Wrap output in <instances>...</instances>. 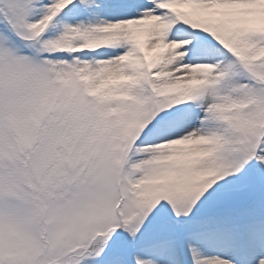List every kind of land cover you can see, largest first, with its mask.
<instances>
[{
	"label": "snow or ice",
	"instance_id": "snow-or-ice-1",
	"mask_svg": "<svg viewBox=\"0 0 264 264\" xmlns=\"http://www.w3.org/2000/svg\"><path fill=\"white\" fill-rule=\"evenodd\" d=\"M0 264H264V0H0Z\"/></svg>",
	"mask_w": 264,
	"mask_h": 264
}]
</instances>
